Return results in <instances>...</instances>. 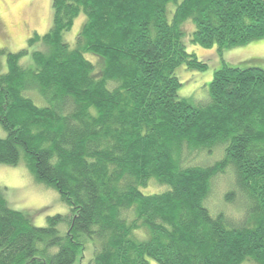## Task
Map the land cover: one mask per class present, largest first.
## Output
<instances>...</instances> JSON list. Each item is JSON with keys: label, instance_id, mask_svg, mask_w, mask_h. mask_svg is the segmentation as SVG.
<instances>
[{"label": "trees", "instance_id": "trees-1", "mask_svg": "<svg viewBox=\"0 0 264 264\" xmlns=\"http://www.w3.org/2000/svg\"><path fill=\"white\" fill-rule=\"evenodd\" d=\"M263 39L264 0H52L47 33L0 50V165L69 214L35 227L0 190V264H264V70L222 58ZM195 47L218 66L199 102L176 75L207 72ZM223 182L237 215L207 205Z\"/></svg>", "mask_w": 264, "mask_h": 264}, {"label": "rangeland", "instance_id": "rangeland-1", "mask_svg": "<svg viewBox=\"0 0 264 264\" xmlns=\"http://www.w3.org/2000/svg\"><path fill=\"white\" fill-rule=\"evenodd\" d=\"M82 22L83 17L76 19L70 31L63 35L64 41L70 46H73L81 30ZM51 24L52 0H0V50L4 49L11 54L17 53L27 47L28 38L35 33L39 36L44 35L50 29ZM195 49H197L199 60H204L208 64L207 72H194L191 74L193 77H191L190 74H187L189 72L177 69L176 75L183 83V87L178 91V96L199 102L207 95L208 80L213 70L218 66L215 56V54L217 55L216 50H214V54L212 50H202L198 47ZM222 58L225 62L231 63H239L243 59H253L255 62H252V65L264 70V39L242 49L228 51L222 54ZM29 62V58H25L21 64H29ZM5 72L6 57L0 55V75ZM4 137L5 133L0 127V138ZM225 182L220 183L218 187L216 186L217 188H215L216 184L214 185L212 196L207 205L212 213L225 211L228 214L237 215L240 212L237 208L231 206L226 209L222 205L221 194L224 191ZM0 190L4 194L9 208L27 214L35 227H44L46 219L49 217L67 216L69 214L68 207L61 201L59 194L37 183L23 162L17 166L0 165ZM163 190H165L164 187L151 184L146 192L159 193ZM90 256L91 252L87 250L83 255H78L77 261L80 264H86ZM245 264L254 263L246 262Z\"/></svg>", "mask_w": 264, "mask_h": 264}]
</instances>
